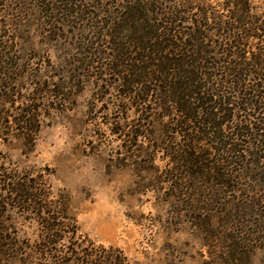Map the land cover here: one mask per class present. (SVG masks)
I'll return each instance as SVG.
<instances>
[{
    "label": "rangeland",
    "instance_id": "obj_1",
    "mask_svg": "<svg viewBox=\"0 0 264 264\" xmlns=\"http://www.w3.org/2000/svg\"><path fill=\"white\" fill-rule=\"evenodd\" d=\"M49 2L0 0V264H264V75L230 91L224 0Z\"/></svg>",
    "mask_w": 264,
    "mask_h": 264
},
{
    "label": "trees",
    "instance_id": "obj_2",
    "mask_svg": "<svg viewBox=\"0 0 264 264\" xmlns=\"http://www.w3.org/2000/svg\"><path fill=\"white\" fill-rule=\"evenodd\" d=\"M43 1H46L47 6L48 3H50L49 0ZM222 9L225 10L226 13L218 16V21H215L214 23V29L221 38V41H223V45H225L224 47L226 50L230 51L235 49L233 50V55L236 56L235 64L232 67L223 66L224 71H229L228 77L229 82L231 83V91L232 89L234 90L235 88H238L242 79L249 77L250 74L257 76L264 75V48L262 45V41L264 40V20H260L257 13L253 12V7L250 5L248 0H224V2H222ZM252 29L253 31L257 30L258 32L254 33L251 31ZM194 33L196 32H193V34ZM230 33H233L235 37ZM242 35L244 36V41H242V38L240 37ZM248 38L259 41V43L256 44L259 52H254L255 50H252L250 52L251 57L249 58L245 55V50L250 48ZM225 79L227 80V78ZM244 96L245 93L243 94V97ZM221 99L224 103H230V99L226 96H222ZM208 100L205 102H208ZM242 100H244L242 101L243 103H246V101H251L252 98L246 97L242 98ZM210 108H212V106ZM223 109L224 111L226 110V108ZM213 120H215V118H213ZM238 126V132H241V135L245 137L246 135L244 136V134L247 131V125L244 126L240 123ZM80 250L82 252H77L78 258H76V261L73 259L71 261L72 263H86L87 261L83 262L85 259L84 254L86 253L92 258L95 257V264H100L98 261L100 258L103 260V263L101 264H130L123 251L112 246H94V244L91 243L89 247H80ZM63 264L70 263L64 262Z\"/></svg>",
    "mask_w": 264,
    "mask_h": 264
}]
</instances>
